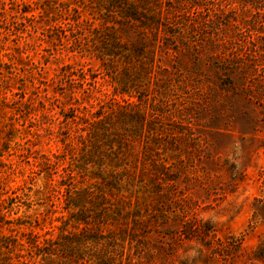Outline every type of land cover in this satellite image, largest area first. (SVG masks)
I'll return each instance as SVG.
<instances>
[{
	"label": "rangeland",
	"instance_id": "rangeland-1",
	"mask_svg": "<svg viewBox=\"0 0 264 264\" xmlns=\"http://www.w3.org/2000/svg\"><path fill=\"white\" fill-rule=\"evenodd\" d=\"M166 1L178 38L116 25L121 64L100 54L112 19L88 0H0V238L66 228L67 189L94 183L98 112L127 164L102 229L117 264H264V0Z\"/></svg>",
	"mask_w": 264,
	"mask_h": 264
},
{
	"label": "trees",
	"instance_id": "trees-1",
	"mask_svg": "<svg viewBox=\"0 0 264 264\" xmlns=\"http://www.w3.org/2000/svg\"><path fill=\"white\" fill-rule=\"evenodd\" d=\"M88 1L94 5L92 8L98 10L100 16L104 15L112 19L108 21L112 24L107 28L109 35L101 37L102 49L100 51L102 56L108 57L112 62L129 64L133 56L132 47L122 39L121 32L115 28L116 25L135 24L143 33L147 34L150 31L156 37L163 35L165 45L166 41L171 42L178 38V32L173 31L169 26L170 24L177 28L169 22L168 15H171V11L169 7L164 9V5L170 6L171 3L166 0L164 3L161 0H97V4H94L93 0ZM172 44V49L176 50V44L173 42ZM137 53L141 56L145 50L140 48ZM149 54L154 63L157 57L155 51H150ZM122 76L123 74L111 75V78L122 94L129 93L131 89L126 82L125 76L127 75L124 76L126 80L122 79ZM125 108L121 106L119 114L117 113L120 120L125 119V115H122ZM110 115L102 116L97 112L83 129L89 138L88 144L84 146V150L88 147V154L84 156L87 162L83 161V167L86 171L91 169L94 172L92 176L90 174L94 183L86 187L67 189L64 201L68 216L62 223L70 230L63 228L58 237L41 238L35 232L23 234L22 237H1L0 264H117V253L114 251V241L117 240L110 236L111 233L106 234L102 229L110 227L109 223L116 217L106 201L109 198L107 190L121 191V183L126 176L123 164H127L123 157V142L121 141L123 134L119 133L116 136L112 132L113 118ZM141 117V125L144 126L147 118L146 116ZM116 147H118L117 150ZM165 165L161 164V167L165 168ZM105 170L108 171L109 177L107 178L102 176ZM11 200L18 206L22 203L19 196ZM100 200V205H96V202ZM97 206L100 208V215H94L93 209ZM94 223L100 224L101 229L91 231L90 227ZM15 224L26 225L20 219H17Z\"/></svg>",
	"mask_w": 264,
	"mask_h": 264
}]
</instances>
